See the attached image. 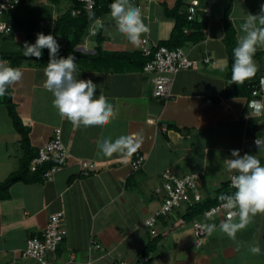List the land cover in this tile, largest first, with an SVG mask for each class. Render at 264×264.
I'll use <instances>...</instances> for the list:
<instances>
[{
  "label": "crops",
  "instance_id": "0c3cea01",
  "mask_svg": "<svg viewBox=\"0 0 264 264\" xmlns=\"http://www.w3.org/2000/svg\"><path fill=\"white\" fill-rule=\"evenodd\" d=\"M29 1L17 15L0 16V23L12 29L8 35L0 34V60L16 52L15 44L19 45L17 51H22L26 41L22 29L13 28L14 20L32 18L41 33L52 31L56 19L65 12L57 11L61 3L37 0L33 5ZM200 1L202 7L207 3ZM130 3L140 6L148 27L136 44L117 30L110 10L96 19L99 23L94 21L93 32L76 47L89 56L101 50L95 68L92 61L80 58L76 75L91 79L98 86L95 95L102 91L117 110L108 125L74 126L61 118L53 106V94L43 87L46 66L28 63L20 67L23 77L11 86L12 102L21 123L30 130L31 146L38 152L52 140L55 129H60L69 156L66 165L48 181L16 183L3 193L0 264H38L22 260L20 252L30 236L42 234L49 215L55 212L63 214L67 235L56 252L47 256L52 264H136L143 257L150 259L148 264H264V214L252 218L234 240L219 230L225 219L223 211L207 219L204 212L187 218L189 206L182 204L157 219L154 234L145 223L161 207L164 195L156 189L162 186L165 171L177 177L197 175L202 202L225 191L222 188L234 173H229L223 162L231 158L232 150L253 154L264 166V95L234 94L236 87L226 80L229 53L224 42L226 18L237 43L243 35V18L248 13L258 15L264 0H212L209 18L198 16V23H194H203V27L183 28L186 39L175 48L182 49L198 66L176 75L171 96L165 101L152 97L151 75L140 66L147 59L141 44L153 51L173 41L177 16L186 14L188 0ZM16 39L24 43H16ZM57 42L60 48L64 46L63 39ZM256 52H262L254 56L259 70L243 82L249 86L264 78V46ZM204 58L210 59L207 65ZM254 103L259 104L258 113L251 107ZM137 132L143 138L138 150L145 160L138 170L130 165L133 155L125 161L118 153L107 157L97 147L101 138L114 141ZM20 138L0 97V183L20 169L24 157ZM83 161L94 165L87 175L81 172ZM195 222L217 225L199 248L194 245ZM252 244L261 248V254L250 253L248 246ZM148 247L151 253L144 255Z\"/></svg>",
  "mask_w": 264,
  "mask_h": 264
},
{
  "label": "clouds",
  "instance_id": "9594fccd",
  "mask_svg": "<svg viewBox=\"0 0 264 264\" xmlns=\"http://www.w3.org/2000/svg\"><path fill=\"white\" fill-rule=\"evenodd\" d=\"M110 9L117 30L131 43L136 44L141 35L148 32L141 9L131 4L130 0H113ZM72 14L75 15L74 12ZM243 19L244 22L240 25L243 35L238 37L237 46L233 50V84L255 77L259 70L254 56L257 48L264 46V5L258 15L248 13ZM96 23L99 21L96 20ZM9 28L8 33L0 34H10L12 29L10 26ZM92 30L91 28L90 33ZM45 48L49 50V62L44 69L46 80L43 87L53 94V106L58 109L61 118H66L74 126L84 127L106 126L114 120L118 112L102 91L98 97L95 95L98 86L91 79L77 78L76 57L69 55L67 58H58L60 45L53 35L38 33L35 43L25 42L22 51L25 57L40 59ZM22 77L21 68L10 66L7 60H0V97L5 96L9 87L18 83ZM261 83L264 84V78ZM251 107H255L257 113L259 112L258 103ZM142 143V135L137 132L122 135L114 141L110 137L101 138L97 141V147L107 157L118 153L120 158L126 161L140 149ZM223 167L229 173H234L230 179L231 186L236 191L232 194L222 193L218 197L221 201L220 207L226 210L219 230L234 240L236 234L244 229L252 218L257 214H264V166L257 156L248 153L241 155L239 150H232L231 158L224 159ZM204 216L207 219L211 213L206 212ZM197 227L208 235L217 230L215 223H199ZM248 250L253 255L261 254V248L257 244L249 245Z\"/></svg>",
  "mask_w": 264,
  "mask_h": 264
},
{
  "label": "built area",
  "instance_id": "2783aa9c",
  "mask_svg": "<svg viewBox=\"0 0 264 264\" xmlns=\"http://www.w3.org/2000/svg\"><path fill=\"white\" fill-rule=\"evenodd\" d=\"M77 1L80 2L87 11L94 9L96 5V0ZM130 1L133 3L136 2V0ZM19 2L20 0H0V16L14 10L19 5ZM206 2V5L202 7L200 0H188L185 14L186 20L188 22H194L197 20L198 16L209 18L211 0H206ZM9 31L10 28L7 24L0 23V33H8ZM185 32L187 33V30H185ZM141 50L144 56L148 58L143 66V72L151 75L152 97L158 101H165L170 98L175 77L180 71L195 69L198 66L197 61L191 60L180 48L170 49L161 46L152 51V49L142 42ZM209 62V58L203 59L204 64H208ZM262 78L263 77H260L258 81L252 85V94L254 97L260 94L264 95V84L261 83ZM68 156L62 143L61 131L60 129H55L52 140L39 147L36 157L31 161L30 169L34 171L38 166L51 161L54 163L53 166L44 173V178L51 179L53 174L66 165ZM133 156L130 165L134 170H138L144 165V157L140 154L139 150H137ZM93 169V164H89L85 161L81 163V172L83 175H87L88 172ZM161 178L163 184L160 188L156 189V193L162 191L164 195L161 207L145 221L146 225L152 229V234L155 233L153 228L158 218L167 216L174 208L182 204L192 207L195 202L201 200V195L197 193V175L192 174L177 177L165 171L162 173ZM228 186L230 189H234L231 186L230 178ZM220 204L221 203L212 206L205 211V213L210 212L212 216L223 211L225 218L226 210L221 208ZM62 216L63 214L61 212L50 214L48 223L42 234L39 236H30L26 240L25 248L20 252V258L22 260L32 259L38 264H52L48 263L47 256L56 252L67 235L66 229L62 226ZM197 224H199V222L193 224L195 236L194 245L199 248L202 246L207 234L201 232ZM96 247L98 248L99 245L96 244ZM149 261L150 259L148 257H143L136 264H148ZM113 264L128 263L122 261Z\"/></svg>",
  "mask_w": 264,
  "mask_h": 264
},
{
  "label": "trees",
  "instance_id": "16d2710c",
  "mask_svg": "<svg viewBox=\"0 0 264 264\" xmlns=\"http://www.w3.org/2000/svg\"><path fill=\"white\" fill-rule=\"evenodd\" d=\"M63 0H49L52 4H60ZM70 4V7L56 19V24L52 31L48 30H42L41 33H45V35H53L56 40L63 39L64 46L60 48L58 58L63 57L67 58L69 55H73L76 57V63H80V58L89 59L94 63L93 68H95L99 63L100 56L98 55V52L101 50H96V54L94 55H86L81 54L76 50V47L79 45V43L84 39V37L87 36L88 32L90 31V28L94 21L96 19L103 15L104 12L110 11V5L113 3V0H96V5L94 9L92 10H85L80 2L77 0H67ZM212 1V0H211ZM27 0H20L19 5L12 11L7 13V16H13L14 14H18L20 11H23L24 8H26ZM102 5V6H101ZM104 5V6H103ZM36 10H33V12ZM75 13L73 15L72 13ZM90 14L91 17L90 18ZM227 18L225 20V37L224 42L227 47V51L229 53L228 56V73L226 76V80L229 82V85H233L236 87V90L234 94L241 93H247L248 95H251L252 93V85L249 86L245 83H236L233 84L231 81V73H232V65L234 62V55L233 50L237 46L236 40H235V32L230 27L229 23L227 22ZM14 24L13 28L20 27L22 29V32L25 36V42H28L29 44H34L37 39V34L40 33L39 30L36 29L37 23L32 18L26 19H19L17 18V21ZM198 23V21L194 22H188L186 20V15H178L176 25L174 28V35L175 38L173 41H169L168 43H163V45L169 47V48H175L176 46L181 45V43L186 39L185 36L182 33L183 28H189V27H203L204 24H194ZM204 33V32H203ZM191 37V36H190ZM261 54L262 52H256L255 55ZM124 57V56H123ZM3 58H6L7 61L10 62V66L12 67H21L26 64H35L37 66H47L49 62V50L43 49L42 50V57L40 59H37L35 57H25L23 55V51H16L10 54H5ZM148 60L145 59L143 63H141V68L144 66L145 62ZM84 62V61H83ZM96 65V66H95ZM2 104L4 105L5 109L7 110L8 116L11 119L14 128L16 131L20 134V142L22 144V148L24 151V157L20 160V169L17 172L12 173L7 179H5L3 182L0 183V199L2 200L3 193L7 192L8 189L13 186L16 183H26V184H32L41 182L43 179L48 181L49 179L44 178V173L50 169L53 166V162H47L41 166H38L34 171H31L30 165L31 161L34 157L37 155V150L31 146L30 140H29V128L25 127L16 112V108L12 102V91L11 87H9L8 92L5 94V96L2 97ZM226 187V188H225ZM222 188L223 194H232L236 191V189H230L228 186V183H226V186ZM221 201L216 197L215 199H208L207 201H198L195 202L192 207H189V211L187 214V218H194L196 215H201L202 212L205 213L208 209L211 208V206L216 205L220 203ZM203 213V215H204ZM161 218V217H160ZM152 249L148 247L143 254L148 255L150 254Z\"/></svg>",
  "mask_w": 264,
  "mask_h": 264
},
{
  "label": "rangeland",
  "instance_id": "374dc122",
  "mask_svg": "<svg viewBox=\"0 0 264 264\" xmlns=\"http://www.w3.org/2000/svg\"><path fill=\"white\" fill-rule=\"evenodd\" d=\"M27 2H28V0H27ZM29 3H32L33 5H37V0H34V1H29ZM69 8V3H68V1L67 0H63V1H61V4L57 7V11L58 12H60V13H62V12H64V11H66L67 9ZM21 36V38H23V36L22 35H20ZM16 43H24L23 42V40H17L16 39V41H15ZM18 44H15V47L13 48V50L15 51H17V49H18ZM6 115V114H5ZM5 121H8V120H5Z\"/></svg>",
  "mask_w": 264,
  "mask_h": 264
}]
</instances>
